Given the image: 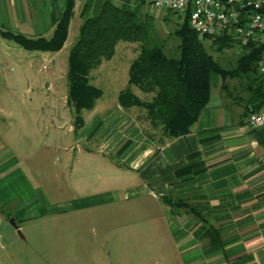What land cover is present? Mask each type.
Segmentation results:
<instances>
[{"label": "crops", "instance_id": "1", "mask_svg": "<svg viewBox=\"0 0 264 264\" xmlns=\"http://www.w3.org/2000/svg\"><path fill=\"white\" fill-rule=\"evenodd\" d=\"M102 1L0 0V31L47 39L72 3L61 49L27 50L20 44L15 49L20 57L10 63L34 66L38 60L42 68L59 66L60 53L69 51L83 18L96 14ZM111 1L138 15H152L154 22L176 21L168 10L155 8L153 0ZM126 42L118 41L112 57L94 68H102L110 79L120 77L125 82L120 90L127 86L129 65L139 52L137 42ZM119 49L128 61L121 69L114 58ZM22 50L33 53L23 58ZM119 91L113 104L98 106L101 95L87 116L82 114L74 148L63 145L56 196L37 178L45 169L43 159L40 168L34 166L27 151L18 154L0 135V228L14 243L1 244L0 255L20 264H41L50 257L57 264H76L82 210L108 214L120 205L125 217L138 210L154 227L149 237L153 252L146 253L143 232L139 236L141 263L153 257L170 264H264V127L250 128L247 114L242 115L244 104L228 102V95L219 92L223 105L208 102L190 132L160 144L145 134L138 107L118 104ZM81 142L89 146L81 148ZM63 179L70 183L64 185ZM167 198L184 203L171 205ZM9 218L14 227L7 225ZM46 220H57V234L39 228L32 232Z\"/></svg>", "mask_w": 264, "mask_h": 264}, {"label": "trees", "instance_id": "2", "mask_svg": "<svg viewBox=\"0 0 264 264\" xmlns=\"http://www.w3.org/2000/svg\"><path fill=\"white\" fill-rule=\"evenodd\" d=\"M71 9L72 3L68 2L48 39L29 38L9 31L0 33L28 49L58 51L66 38ZM188 15L186 11L177 23L173 34L179 41L170 51L166 38L161 39L154 33L152 15H138L104 0L96 14L83 18L68 51L65 74L66 103L72 108L74 131L84 123L82 110L92 109L102 95V89L90 82L91 70L103 59L112 57L120 40L137 42L139 52L129 65L128 84L119 91L118 104L127 109L138 107L145 134L158 138L160 144L190 132L210 100L211 72L221 76L220 88L228 97L244 104L243 116L264 107V71L258 69L264 44L250 42L240 46L226 33L215 37L199 35L190 26ZM205 39L210 40L209 48L217 52L238 44L241 51L234 64L220 63L206 47ZM228 78L237 79L246 95H231L226 83ZM132 87L143 93L135 94ZM164 200L171 205L184 203Z\"/></svg>", "mask_w": 264, "mask_h": 264}, {"label": "rangeland", "instance_id": "3", "mask_svg": "<svg viewBox=\"0 0 264 264\" xmlns=\"http://www.w3.org/2000/svg\"><path fill=\"white\" fill-rule=\"evenodd\" d=\"M167 13L172 14L176 21L169 23L157 20L154 22V33L161 39L166 38L167 48L170 51V48L179 41L173 31L176 29L177 23L182 20V14L178 15L171 11ZM124 42L126 41L121 40V43ZM204 43L223 65L234 64V60L241 51L238 44L217 52L214 48H209V39H205ZM16 47L22 46L0 33V135L18 154L25 155V151H27V154L31 155L34 166L40 168V161L43 159L45 169L40 168L37 178L44 187L46 186L50 190L51 195L56 196L59 175L63 176L58 167V164L64 161L63 145L70 143L74 148L75 140H77V133L73 130L72 108L66 103L68 85L65 74L68 49L66 48L60 53L59 66L49 65V67L42 68L43 63L38 60L35 61L34 66L24 64V62L21 66L12 65L10 60H18L17 58L20 57V54L15 50ZM27 50H22L24 55L21 57L25 58L33 53ZM114 58L119 63L118 69L125 67L128 62L126 57L122 56L120 49ZM89 79L92 84L102 89L103 93L98 100V106L113 104L117 92L125 83L120 80V77L110 79L102 68L98 72L95 69L91 70ZM210 80L209 105L214 106L219 103L223 105L219 96L220 92L223 97V91L220 88L221 76L211 72ZM226 83L231 95H246V92L240 89L241 86L237 79L228 78ZM136 89L141 94L143 93L138 88ZM228 99L229 101H227L231 103L235 101L230 97ZM238 101L239 99L234 103L237 104ZM82 114L87 116L88 110L83 109ZM80 144L81 148L89 146L84 142ZM64 182L66 183L64 185H67L70 180H64ZM118 192L120 194L122 190ZM113 210L108 214H105L106 211L102 209L94 210L91 215H88L89 211L82 210L80 215L83 219L80 227L81 251L76 259V264H170L164 258L153 257H146L141 263V258L138 256L140 251L138 248L139 236L143 232L144 242L142 244L144 243L146 253L153 252L155 243L149 237L153 238L154 227L148 224V218L140 216L138 210H131L126 217L125 212L120 209V205ZM7 221V225L14 227L11 218ZM56 221L46 220L36 225V228L32 227V232L39 233V228L42 233L55 235L58 233ZM163 224L161 232L165 234ZM16 232L19 234L18 231ZM10 240L8 231L0 228V245L12 243ZM12 244L14 245V243ZM15 259L21 260L22 258L16 256ZM0 264H20V262L17 260L13 263L10 259L0 255ZM41 264H57V262L50 257Z\"/></svg>", "mask_w": 264, "mask_h": 264}, {"label": "built area", "instance_id": "4", "mask_svg": "<svg viewBox=\"0 0 264 264\" xmlns=\"http://www.w3.org/2000/svg\"><path fill=\"white\" fill-rule=\"evenodd\" d=\"M152 5L180 14L188 11L189 24L199 35L226 33L240 46L264 44V0H153ZM258 69L264 71V47ZM246 123L263 128L264 107L248 113Z\"/></svg>", "mask_w": 264, "mask_h": 264}, {"label": "water", "instance_id": "5", "mask_svg": "<svg viewBox=\"0 0 264 264\" xmlns=\"http://www.w3.org/2000/svg\"><path fill=\"white\" fill-rule=\"evenodd\" d=\"M12 221V220H11ZM12 223H13V221H12Z\"/></svg>", "mask_w": 264, "mask_h": 264}]
</instances>
